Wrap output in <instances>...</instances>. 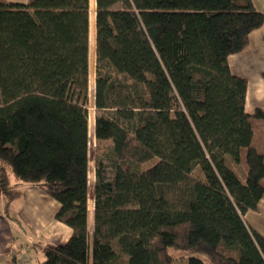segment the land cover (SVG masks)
<instances>
[{
  "label": "trees",
  "instance_id": "trees-1",
  "mask_svg": "<svg viewBox=\"0 0 264 264\" xmlns=\"http://www.w3.org/2000/svg\"><path fill=\"white\" fill-rule=\"evenodd\" d=\"M89 2L0 0V194L11 179L36 186L72 230L41 244L37 264H264L243 217L264 198V112H246L247 80L227 61L264 11L95 0L93 133L112 143L93 159L90 230Z\"/></svg>",
  "mask_w": 264,
  "mask_h": 264
},
{
  "label": "crops",
  "instance_id": "crops-1",
  "mask_svg": "<svg viewBox=\"0 0 264 264\" xmlns=\"http://www.w3.org/2000/svg\"><path fill=\"white\" fill-rule=\"evenodd\" d=\"M26 3L28 0H7ZM90 22L95 26V0H89ZM254 7L264 11V0H252ZM95 32V29H94ZM230 71L247 80L245 110L252 114L255 109L264 112V23L249 34L248 45L227 58ZM263 124L264 119L258 120ZM262 121V122H260ZM253 143L264 152V140L254 131ZM12 197L0 194V264H18L20 250H27L29 264H37L42 258L37 249L44 242L65 243L71 228L55 219L60 204L38 187L11 179ZM246 222L264 236V198L254 209L247 210ZM92 213L88 209V228L92 227ZM38 247V248H37ZM15 260V263H13Z\"/></svg>",
  "mask_w": 264,
  "mask_h": 264
},
{
  "label": "rangeland",
  "instance_id": "rangeland-1",
  "mask_svg": "<svg viewBox=\"0 0 264 264\" xmlns=\"http://www.w3.org/2000/svg\"><path fill=\"white\" fill-rule=\"evenodd\" d=\"M94 22H90V32H89V44H90V76H89V91H88V138H89V142H88V155H89V164H88V209L90 211V213H92V188H93V181H94V156L96 154V149L100 148V147H106V146H110L111 145V140H97L94 137V133H93V128L96 122V118L98 116V111L93 108V85H94ZM262 122V121H260ZM264 122V121H263ZM254 131L259 133L260 137H263L264 140V123L263 124H259V122L257 120H254ZM262 151V150H261ZM157 159L153 158L147 162H145L144 164H142V168H147L149 166H151L153 163H155ZM194 174L199 175V170H196L194 172ZM38 252L35 253V256H33V259H36L37 255H41V250L37 249ZM186 256L189 255L188 252H185ZM173 254L176 257H180L181 255H183L180 252H173ZM187 261V257L185 259L183 258H179L177 260L178 264H185ZM30 263V262H29Z\"/></svg>",
  "mask_w": 264,
  "mask_h": 264
},
{
  "label": "built area",
  "instance_id": "built-area-1",
  "mask_svg": "<svg viewBox=\"0 0 264 264\" xmlns=\"http://www.w3.org/2000/svg\"><path fill=\"white\" fill-rule=\"evenodd\" d=\"M18 261L20 263L29 264L30 258L27 250H20Z\"/></svg>",
  "mask_w": 264,
  "mask_h": 264
}]
</instances>
